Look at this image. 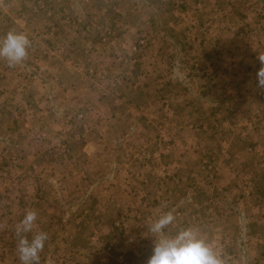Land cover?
Here are the masks:
<instances>
[{
	"label": "rangeland",
	"instance_id": "1",
	"mask_svg": "<svg viewBox=\"0 0 264 264\" xmlns=\"http://www.w3.org/2000/svg\"><path fill=\"white\" fill-rule=\"evenodd\" d=\"M205 1L0 0V264L26 209L40 264H146L167 211L264 264V0Z\"/></svg>",
	"mask_w": 264,
	"mask_h": 264
},
{
	"label": "clouds",
	"instance_id": "2",
	"mask_svg": "<svg viewBox=\"0 0 264 264\" xmlns=\"http://www.w3.org/2000/svg\"><path fill=\"white\" fill-rule=\"evenodd\" d=\"M31 42L24 33L9 31L0 39V58L7 60L9 67L21 64L28 55ZM257 60L261 67L256 73L258 87L264 89V54ZM176 217L172 211L161 212L149 223V232L153 235L152 254L146 264H226L221 257L216 241H210L195 227L179 231L175 236H168L165 229L173 224ZM38 212L26 209L23 219L16 225V251L21 264H40V254L44 251L49 234L46 231H35Z\"/></svg>",
	"mask_w": 264,
	"mask_h": 264
},
{
	"label": "crops",
	"instance_id": "3",
	"mask_svg": "<svg viewBox=\"0 0 264 264\" xmlns=\"http://www.w3.org/2000/svg\"><path fill=\"white\" fill-rule=\"evenodd\" d=\"M202 1L204 2V5L207 6L206 4H208V3H206L205 0H202ZM208 2H211V3H212V8H213L214 6H218V2H217L216 0H208ZM197 3L199 4L200 2L197 1ZM200 4H201V3H200ZM262 4H263V2L260 3V7L262 6ZM244 16H245V18H247L246 15H244ZM181 78H185V76H181ZM171 79H172V77L170 76V77H169V81H170ZM181 81L184 82L183 79H181Z\"/></svg>",
	"mask_w": 264,
	"mask_h": 264
}]
</instances>
